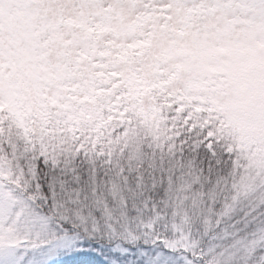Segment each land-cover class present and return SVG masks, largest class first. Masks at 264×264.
<instances>
[{
	"label": "snow or ice",
	"instance_id": "obj_1",
	"mask_svg": "<svg viewBox=\"0 0 264 264\" xmlns=\"http://www.w3.org/2000/svg\"><path fill=\"white\" fill-rule=\"evenodd\" d=\"M0 264H264V0H0Z\"/></svg>",
	"mask_w": 264,
	"mask_h": 264
}]
</instances>
